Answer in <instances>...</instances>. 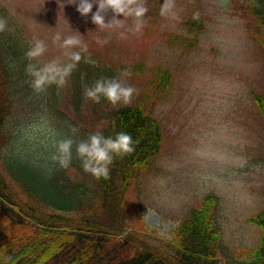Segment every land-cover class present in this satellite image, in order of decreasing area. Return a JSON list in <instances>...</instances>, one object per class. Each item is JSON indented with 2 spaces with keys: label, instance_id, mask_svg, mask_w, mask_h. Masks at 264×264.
I'll use <instances>...</instances> for the list:
<instances>
[{
  "label": "rangeland",
  "instance_id": "1",
  "mask_svg": "<svg viewBox=\"0 0 264 264\" xmlns=\"http://www.w3.org/2000/svg\"><path fill=\"white\" fill-rule=\"evenodd\" d=\"M244 1L175 0L173 17L160 14L164 0H143L148 9L143 27L121 38L119 32L133 24L130 17L124 28L100 30L91 22V14L82 17L71 0H0V17L9 19L15 31L23 32L28 47L35 39L47 45L38 63L63 59L62 50L52 42L60 32L80 36L88 45V54L98 64L110 66L118 77L130 69L132 75L124 79L139 91L153 67L169 70V92L152 112L161 123L162 145L144 182L131 192L125 213L138 222L133 227L141 224L169 239L171 229L188 210L207 194H214L218 198L215 220L222 232L221 257L235 259L257 246L260 230L247 219L264 209V118L251 97V92L264 97V49L250 37L248 19L239 8ZM193 13L201 14L206 29L195 47L184 51L175 38L192 37L182 22ZM139 63L143 68L138 75L135 65ZM9 67L20 72L16 66ZM76 77L83 79L73 71L63 87L52 85L43 94L17 95V102L27 112L42 104L53 115H31L26 126L16 127L22 135L19 143L25 142L22 153H27L17 158L36 169L33 181L28 178L25 183L51 198L60 194L57 182L68 168L72 169L67 171L70 180L83 179L77 171L82 167L75 144L67 169L33 160L50 157L57 140L88 137L62 115L63 110L70 116L76 114L65 104L70 98V81ZM83 112L91 114L90 106H83ZM73 126L79 130L75 136L70 132ZM209 142L227 155V162L208 164L193 156L195 147Z\"/></svg>",
  "mask_w": 264,
  "mask_h": 264
},
{
  "label": "trees",
  "instance_id": "2",
  "mask_svg": "<svg viewBox=\"0 0 264 264\" xmlns=\"http://www.w3.org/2000/svg\"><path fill=\"white\" fill-rule=\"evenodd\" d=\"M239 8L248 19L250 37L264 49V0H245ZM6 20L12 31L0 33V264H264V209L247 219L260 230L257 246L238 259L221 257L222 232L215 220L218 198L214 194H207L189 209L171 229L169 239L141 224L133 227L138 222L125 213L131 192L144 182L163 141L161 123L152 113L170 88L171 73L161 67L152 68L130 105L112 106L103 98L100 103L86 99L84 88L101 77H118L117 72L98 62L82 61L74 71L83 79L70 81V98L65 103L76 114L70 116L62 107V115L86 135L100 131L114 138L126 132L132 136L135 151L114 159L107 180H96L77 169L83 179L73 181L67 175L72 170L68 168L58 179L62 190L57 198L27 186L25 181H33L36 169L17 158L27 153H22L25 142L19 143L22 135L16 127L26 126L31 115H53L42 104L29 113L17 102L18 94H32L31 78L25 72L29 47L23 32L15 31ZM182 24L192 37L175 40L188 51L198 43L206 26L200 13H193ZM9 66L18 67L20 72L11 71ZM142 68L143 64H136V74ZM251 97L264 118V97L253 92ZM83 106H90L92 113L85 115ZM53 153L33 160L35 164H52Z\"/></svg>",
  "mask_w": 264,
  "mask_h": 264
},
{
  "label": "clouds",
  "instance_id": "3",
  "mask_svg": "<svg viewBox=\"0 0 264 264\" xmlns=\"http://www.w3.org/2000/svg\"><path fill=\"white\" fill-rule=\"evenodd\" d=\"M70 4L76 5V11L87 18L91 14V22L100 30H114L124 28L127 18L133 19V24L125 31L119 32L121 38H127V33H138L143 27V17L148 9L143 0H71ZM96 11L93 12V7ZM175 0H164L161 6L162 16H175ZM111 13V19H107ZM123 17L118 19L117 17ZM12 31L5 18L0 17V33ZM53 44L62 50L63 59L56 58L46 63L39 62L48 50L43 40L35 39L30 43L25 57L29 61L25 72L30 79V87L35 94H43L48 88L56 85L58 88L65 86L68 77L83 60L84 63L95 65L97 62L88 54V45L78 35L63 36L57 32L52 37ZM130 69H124L119 77L97 79L90 87L84 88L86 99L94 103H100L101 99L107 100L112 106L123 103L130 105L134 95H139V90L126 82L130 77ZM78 128L71 127L73 136L78 133ZM75 144L76 157L81 162L85 173L90 174L96 180L110 178V166L115 158L131 154L135 151L132 136L126 132H119L115 137H105L100 131L89 134L86 139L75 141L72 138L60 139L55 142L54 153L51 160L60 168L67 169L72 161V149ZM193 156L202 162L211 164L227 162V155L212 147L211 142L202 144L193 149Z\"/></svg>",
  "mask_w": 264,
  "mask_h": 264
}]
</instances>
